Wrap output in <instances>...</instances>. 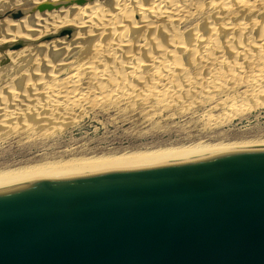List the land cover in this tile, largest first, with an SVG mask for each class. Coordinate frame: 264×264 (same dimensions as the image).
I'll return each mask as SVG.
<instances>
[{"label": "bare ground", "instance_id": "6f19581e", "mask_svg": "<svg viewBox=\"0 0 264 264\" xmlns=\"http://www.w3.org/2000/svg\"><path fill=\"white\" fill-rule=\"evenodd\" d=\"M82 1L85 7L77 5V0H0V64L9 61L12 68L22 64L27 69L29 66L41 67L39 59L45 63L42 68L50 69V66H44L45 59L51 57L58 60L57 64L62 63L60 60L73 54L79 45L85 47L82 48L84 50L80 49L84 62L79 65L80 68L77 66L79 70H73L70 65L72 71L60 83L55 81V67L52 72L47 73L46 70V75H36L35 84L30 82L29 77L37 73L36 68H21L24 71L21 84L26 83L27 94L17 91V95L16 91L13 94L8 91L14 96L12 98L8 93L12 98L10 100L0 96V131L5 128L6 131L7 128L13 131L15 128L35 131L64 122L68 117L86 112L106 101L138 102L145 107L156 105L164 109L188 103L182 106L185 108L190 105L192 108L204 104L199 103L203 99L214 98L222 93L233 106L242 97L244 100L264 94V39L259 32L257 40H252L249 35L255 27L254 18L264 10V0H104L108 6L105 13H99L95 8L100 0H80L78 3ZM207 6L218 10L211 15L212 18L209 17L220 25L206 24L209 27L208 36L205 35L203 39L198 33L200 29L197 31L196 28L190 34L193 39L188 36L191 44L189 42L190 45H186L175 30ZM57 10H63L68 16L57 14ZM52 16L55 23L49 21ZM135 16L138 19L135 20ZM245 16L251 17V20L245 21ZM188 23H192L191 20ZM203 25L206 29L205 23ZM166 27L171 31L166 32ZM67 28H71V34H65ZM156 34H160L163 39V46L157 38V41L155 37L152 38ZM19 44L21 48L13 49ZM229 47L234 58L231 63L223 59V49ZM150 51L156 55H150ZM137 52L147 56L144 57L145 63H142L141 57H137ZM184 52L190 54H186L189 62H184L182 59L185 60V55L179 54ZM182 61L193 68L191 72L194 74L189 73L190 68H187V64L183 65ZM58 65L60 68L62 64ZM213 101L211 104L217 109H222L226 103L224 99ZM243 106L247 105H242L241 109H244ZM231 108L229 106V110ZM249 146H264V138L223 141L220 144L198 142L111 155L58 156V159L56 157L53 160L52 157V160H42L41 163L38 160V164L32 162L33 165L1 169L0 180L75 171L157 155Z\"/></svg>", "mask_w": 264, "mask_h": 264}, {"label": "water", "instance_id": "95a60500", "mask_svg": "<svg viewBox=\"0 0 264 264\" xmlns=\"http://www.w3.org/2000/svg\"><path fill=\"white\" fill-rule=\"evenodd\" d=\"M0 264H264V146L2 179Z\"/></svg>", "mask_w": 264, "mask_h": 264}, {"label": "rangeland", "instance_id": "374dc122", "mask_svg": "<svg viewBox=\"0 0 264 264\" xmlns=\"http://www.w3.org/2000/svg\"><path fill=\"white\" fill-rule=\"evenodd\" d=\"M79 1L80 0H77V5L81 7H85L84 1H82L81 4L78 3ZM145 1H143V3L147 4V2ZM106 5H107L106 1L104 2V0H100L95 5V8L97 9V12L105 13L106 10H108V6ZM211 9L214 10L213 7H210V9L208 8V6L205 7V10H203L200 14L197 12L195 13L194 17L192 16L188 18L189 19L188 21L191 20L192 23H188V21L186 20L175 30L176 33L179 35V37H182L181 40H183V42H185L186 45L191 44L190 41L193 39V37L191 39L190 34L192 35L193 31L196 28L197 31L200 29L198 33L200 34V37L202 36L201 39H203L205 38V35L206 37L208 36L207 34L209 27L206 26V24L209 25L210 22V24L213 23L212 24L213 26L220 25L219 22L217 21L215 22V20L213 21L211 19L212 18L211 15L214 14L215 11L217 12L218 10L215 9L214 11H212ZM60 11L61 10H57V14L63 13L64 15L68 16L66 13L62 12L63 10L61 12ZM15 16H19V14L17 15L15 14ZM209 16H211V18ZM136 19H138V17L135 16V20ZM244 19H246L245 21H249L251 20V17L248 18L245 16ZM49 21L55 23L54 17L53 16L50 17ZM262 21H264V10L263 12H260V14H258L253 20V22L255 23V27L249 34L252 37V40L254 38L256 40L258 39V32L259 35L261 34L260 37H262V40L264 39L263 37L264 23ZM261 22L262 24H260ZM203 23H205L207 30L205 29ZM257 25L258 26L262 25V26L258 28ZM159 27L161 26L159 25ZM255 28L258 30H254ZM69 29L71 30V28H67V30L64 31L65 34L72 33V30L70 31ZM189 30L191 31V33H189ZM165 31L168 32L171 30H169L166 27ZM65 36L68 38V35ZM147 36H148L147 38H149L150 40L151 39L150 36L149 35ZM188 36H190L191 39L190 41L188 40L189 39ZM154 37H155V41H157L158 39V43L163 46V42H162L163 39L161 40L160 34H156V36H153L152 38L154 39ZM51 38L52 37L46 38L45 41ZM193 43L194 42H192V44ZM81 45H79V48L73 51V54H71L70 56L63 57L64 60H60L62 62V63L60 62L58 63V64H62L60 68H58L60 66L57 64L58 60L55 61V59L51 57L50 58L46 57L47 58L45 59L46 65H44L46 66V68L50 66L49 67L50 69L42 68V65L45 63H42L43 60H41L42 61L41 62L39 59H38L39 61L38 63L42 64L41 67H39V65H37V67L26 66L28 70H30V67L31 68L34 67L36 68L37 71L36 74L32 73L30 75L29 77L30 82L31 83L34 82L35 84L36 75L39 74L46 75L45 73L46 70L48 71L47 73L52 72L54 69L53 67H55L53 71V73L56 75L55 81L58 83H60L63 79H66V76L69 74V71H72L71 67H73V70L74 69L79 70L80 68L79 65L84 62L83 60L84 56L83 54H81L82 52L80 51L84 50L82 48L85 47L83 45L82 47ZM232 46L234 47L235 44L234 45L232 44ZM232 46L230 47L232 48ZM230 47L229 49H227L228 52L231 51ZM16 48H21V45L19 44L15 46V48L13 49ZM227 50L223 49V55H224L223 59L231 63L234 61L232 60L234 58L232 57L230 52L229 53L227 52ZM150 52H151L150 55L152 56L156 55L155 53H153V51ZM179 54H184L185 56L184 55L183 56L185 57V60L184 58L182 60L184 62H189L188 60L189 57L187 56L190 54L188 52L179 53ZM136 55H138L137 57L139 58L141 57L140 60L142 61V63L143 61L145 63L147 58L145 54L141 52V55H143L141 56L140 52H137ZM184 62L183 65L186 66L187 64V68H190L189 73L191 75L192 73L194 74V72H191L193 71V68L190 67L188 63L185 64ZM52 64L53 65L55 64V66H53ZM21 65L22 64H19L18 66L15 65L16 67L14 66L15 68L14 67L12 68L11 67L12 65L10 64L9 61L0 64L1 66L0 96L1 98L3 97L4 100H8V98L9 100L12 99L14 96L11 94H13V92L15 93V91L16 94L17 91L20 93L27 94L28 89H26L27 88L26 83L24 84V82H22V84L25 86L21 84L22 79H24L23 76L24 71H22V69L24 70L26 68L24 67V65L23 66ZM63 65L64 67L62 68ZM3 66L5 67V69ZM56 67L57 69H59V71H57ZM7 85L10 86L8 87ZM22 89L25 90L22 91ZM8 91L12 93L10 94ZM8 93L10 94V96H12V98L8 96L9 95ZM260 96H257L259 98L255 97L256 99L253 97H248L244 100L242 99L243 98L242 97L241 98L242 100L240 99L238 102L234 104L236 108L232 105L231 102H228L225 99L223 93L218 94L216 98L208 97L206 99H203L202 101L200 100L201 102L199 103H204V104H198L197 106L192 104L196 108L193 107L192 105H191L192 108L189 107L190 105L184 108L183 106L188 103L176 104L178 106L175 105L170 107L171 109L170 108L164 109L156 105L151 108L145 107L143 106V104H139L138 102H136L135 104L127 101L116 102V103L106 101L98 105L93 104L94 107L89 108L86 112H83L84 114L81 113L78 115H74L73 117H68L67 119L63 120L64 122L61 123H57V124L54 123L57 126L52 124L51 125L52 127L48 125L47 127L46 126L42 127V129L40 128L38 129V126H36L38 130L35 129V131L34 130L28 131L23 129L22 130L19 129L20 130L19 131L18 128L17 129L15 128L14 129L15 131L8 128L7 131L5 130L6 128L4 129V131L3 129H1L0 170L6 168L13 169L15 167L18 168V167L33 165L34 162H35L34 164H38L37 163L38 160L39 163L46 161V159L47 161H50L53 159L52 157H54L53 160H55L56 157L58 159V156H60L61 158L63 157L67 158L71 156L72 157L78 156L79 154L80 155L89 154L90 156L93 154L101 155V153L111 155V154H116L121 152L123 153L127 151H135L137 149L146 150L149 148L150 149L164 148V147L169 148L179 145L180 146L189 145L198 142H208L209 144H220L223 143V141L235 142L236 140L239 139H243V140L255 139V138L262 139L264 138V100H263L264 94ZM218 97H221L219 99L221 100L224 99V102H226L224 103L222 109L213 108V103L215 102L213 100H219ZM252 98L254 100H252ZM212 101L213 103L211 104ZM208 103L210 104L209 106ZM132 105L134 106L133 108ZM242 105H247V106L246 107L243 106L244 109H241ZM229 106L230 108L231 107L234 108L238 114L234 109L232 110V108L229 110ZM237 109L240 111H238ZM223 112L224 113L227 112L228 115L230 116H228L227 113L224 116ZM234 112L236 113L235 115ZM212 116H215L216 119H214L215 117ZM221 116L224 118H222ZM8 130H12V132H9Z\"/></svg>", "mask_w": 264, "mask_h": 264}]
</instances>
